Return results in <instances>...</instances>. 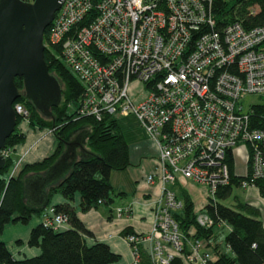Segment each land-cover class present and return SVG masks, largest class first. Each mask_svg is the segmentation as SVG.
I'll use <instances>...</instances> for the list:
<instances>
[{
  "label": "built area",
  "instance_id": "built-area-1",
  "mask_svg": "<svg viewBox=\"0 0 264 264\" xmlns=\"http://www.w3.org/2000/svg\"><path fill=\"white\" fill-rule=\"evenodd\" d=\"M213 1L60 0L48 25L44 47L59 48L82 86L76 117L132 114L156 147L157 169L146 182H157L160 193L150 231L123 235L128 264H140L137 245L151 264H170L176 255L213 264L204 240L187 237L174 219L183 204L168 185L189 180L213 198L230 183L228 155L244 160L238 186L264 177V128L250 127L243 102L246 94L264 95V26L218 25ZM13 109L26 117L22 104ZM9 149L1 148L3 158ZM128 211L116 208L117 215ZM195 220L213 224L199 209ZM41 223L58 229L66 216L47 206Z\"/></svg>",
  "mask_w": 264,
  "mask_h": 264
},
{
  "label": "trees",
  "instance_id": "trees-1",
  "mask_svg": "<svg viewBox=\"0 0 264 264\" xmlns=\"http://www.w3.org/2000/svg\"><path fill=\"white\" fill-rule=\"evenodd\" d=\"M26 1V0H25ZM213 12L216 23L223 25L229 21H238L244 28L264 26V0H214ZM49 26L43 31L45 42ZM43 59L48 71L55 75L63 84L61 100L51 107L52 118L43 117L23 95L18 102L27 110L26 119L31 126L47 127L56 138V147L42 159L18 166L10 175L14 164L11 155L4 157L0 168V235L8 222L25 224L33 214H39L55 192L65 199L62 203L53 205L56 212L66 216L67 228L54 229L44 226L41 222L31 227L26 244L39 248L33 256L15 258L0 239V264H110L119 259V254L113 252L107 243L95 240L91 244L85 241V235H91L76 214V208L71 205L75 192L79 193L78 209L86 211L97 207L100 203L112 200V187L109 182L111 170H120L128 165L127 143L116 118L104 116L97 120L90 116L76 117L75 107L81 94V83L60 57L59 48L44 47ZM14 84L22 88L21 79L14 77ZM261 100L249 105L250 127L264 128V95ZM13 102V103H14ZM22 119L16 114L14 130L5 138L4 148H12L24 140V134L17 128ZM83 128L85 133V151L72 162L71 167L56 182L47 186L45 206L29 204L24 199V179L29 174L37 175L44 172L63 150V140L71 130ZM230 171V183L219 187L213 198H207L199 210L211 217L213 224L225 222L229 229L223 236V242L230 253L220 251L211 244L212 226L202 227L195 220V209L188 192L180 185L177 196L182 201V208L173 212L180 229L187 237H197L205 241V246L212 247L213 264H264V207L262 210L234 198L233 203L225 204L232 189L243 178L233 173V159L227 156ZM259 195L264 197V177L255 180ZM128 230L122 231V235ZM132 232V231H131ZM20 242V240H17ZM140 264H151L146 251L137 245ZM184 252H186L184 250ZM181 255L174 256L170 264H183Z\"/></svg>",
  "mask_w": 264,
  "mask_h": 264
},
{
  "label": "crops",
  "instance_id": "crops-1",
  "mask_svg": "<svg viewBox=\"0 0 264 264\" xmlns=\"http://www.w3.org/2000/svg\"><path fill=\"white\" fill-rule=\"evenodd\" d=\"M17 128L24 134V140L12 147L11 156L15 161L20 159L19 166L42 159L49 155L56 147L57 140L47 127H33L28 123L26 118H22L18 122ZM120 129L127 143L128 165L120 170H111L109 173L108 179L112 187V200L107 203L102 202L97 207L89 208L86 211L78 209V192L74 193L71 200V205L76 208L78 218L92 233L91 235L84 236L86 243L91 244L95 240L102 241L107 243L113 252L119 254V259L110 264L129 263L132 258V253L128 243L122 235V231L128 230L135 233H147L150 231L153 218L152 207L160 193V185L157 182H146V175L157 169V151L154 143L146 136L143 129H139L137 126L136 128L134 125L132 128H127L126 126H123L122 128L120 126ZM80 142L84 146L85 134ZM81 151V148L78 146L75 147L76 156L80 155ZM243 161L244 160L242 159L240 162H237V159H235L233 163V170L240 175L245 171ZM39 174L43 175V172ZM28 178L29 180L38 179L35 177V174H29ZM177 185L181 186V182L178 181L177 183L168 186L175 190L174 187H177ZM47 186L45 187V195ZM247 193L250 197L252 195L255 199L249 200V198H247L245 200H240L237 197L234 198L239 201L247 202L262 210L264 207V197L259 195L257 187H249ZM32 197L33 196L30 195L28 196V198L31 199L28 203L35 205V199ZM64 201L65 199L62 195L55 192L51 195L48 204L45 207L53 206L54 204L62 203ZM233 201L231 203H233ZM123 206H128V213L117 215L116 208ZM45 207L41 209L39 214L31 215L28 224L24 226V236L20 237L18 233L14 234L15 239L20 240L18 245H13L10 236L4 235L5 231L14 230L15 228L17 229L19 227L17 225L18 222H8L4 225L0 239L5 243L8 251L13 257H29L36 255L39 252L38 247L28 246L26 244V239L31 227L41 222L42 213ZM221 223L227 227V230L229 229L225 222ZM67 227L68 224L65 223L59 229ZM213 236L214 234L212 237ZM210 242L211 244L216 243L215 245H217L220 251L230 253V249L223 242V238L222 243L224 249H222L221 245L214 240H210ZM143 244L144 246L147 245L145 242ZM207 249H210L209 251H211L210 253L212 257H214L212 247L209 246ZM183 264L188 263L183 262Z\"/></svg>",
  "mask_w": 264,
  "mask_h": 264
},
{
  "label": "water",
  "instance_id": "water-1",
  "mask_svg": "<svg viewBox=\"0 0 264 264\" xmlns=\"http://www.w3.org/2000/svg\"><path fill=\"white\" fill-rule=\"evenodd\" d=\"M60 0H0V150L14 130L13 102L23 95L43 117L52 118L51 107L61 100V81L48 71L43 59V31L53 18ZM21 79L22 88L14 84ZM86 131L63 140V150L38 179H24L26 202L45 206V187L56 182L76 159L75 147L86 150L80 140ZM4 158L0 154V168ZM34 204V203H33Z\"/></svg>",
  "mask_w": 264,
  "mask_h": 264
},
{
  "label": "rangeland",
  "instance_id": "rangeland-1",
  "mask_svg": "<svg viewBox=\"0 0 264 264\" xmlns=\"http://www.w3.org/2000/svg\"><path fill=\"white\" fill-rule=\"evenodd\" d=\"M61 89H63V84H61ZM260 100H261V98L256 94H246L244 96L243 102H244L245 106H248L250 104L257 103ZM21 117L25 118L24 116H21ZM116 121H117L118 125L121 126L122 128H123V126H126L127 128H132L134 125L135 128L137 126L139 129H142L141 126L139 125L138 121L136 120V118L132 114L118 115V116H116ZM81 130H83V128H81V127H78L76 129L71 130L69 133H67L66 138L72 139ZM7 149H9V148H7ZM9 151L10 152L8 155H11L12 148L9 149ZM238 153L240 155H242L241 150ZM236 159H237V162H240V160H242L240 157H237ZM15 162L16 161L14 159V163ZM179 182H181V186L184 187V189L188 192L190 198L192 199L193 204H194V209L198 210V209L202 208L203 205L206 203V200H207L206 193H205L206 191H205L203 185L198 184V183H192L189 180H183V179H181ZM174 189L178 194L181 191L179 189L178 185H177V187H174ZM247 189L249 190V187H240L238 185H232L230 195L226 199H224L222 202L225 204H230L234 200V197H237L240 200H245L247 198H249V200L255 199L252 195L250 197V195L247 193ZM26 224H28V222L25 224L18 222L17 225L19 227L17 229L15 228L14 230L5 231L6 233L4 232L5 236H7V235L10 236V238L12 240L11 242L13 243V245H18V242H17L18 239H15L14 234L18 233L20 237L24 236V234H25L24 226ZM226 231H227V227L220 222L215 223L212 226V233L214 234V236L210 240H214L215 242L219 243V245H221L222 249H224V245L222 243V238H223L224 234L226 233ZM209 252H211V251H209Z\"/></svg>",
  "mask_w": 264,
  "mask_h": 264
},
{
  "label": "flooded vegetation",
  "instance_id": "flooded-vegetation-1",
  "mask_svg": "<svg viewBox=\"0 0 264 264\" xmlns=\"http://www.w3.org/2000/svg\"><path fill=\"white\" fill-rule=\"evenodd\" d=\"M26 1H31V0H26Z\"/></svg>",
  "mask_w": 264,
  "mask_h": 264
}]
</instances>
